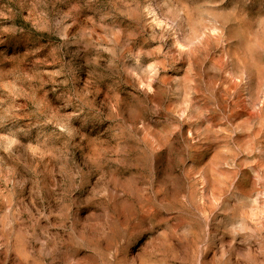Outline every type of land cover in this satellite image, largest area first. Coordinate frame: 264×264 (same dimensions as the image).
Segmentation results:
<instances>
[{"label": "clouds", "instance_id": "obj_1", "mask_svg": "<svg viewBox=\"0 0 264 264\" xmlns=\"http://www.w3.org/2000/svg\"><path fill=\"white\" fill-rule=\"evenodd\" d=\"M0 264H264V0H0Z\"/></svg>", "mask_w": 264, "mask_h": 264}]
</instances>
